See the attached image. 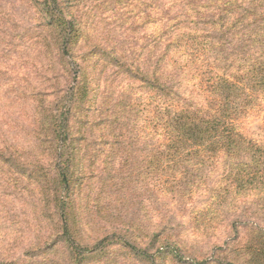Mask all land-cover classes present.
Returning <instances> with one entry per match:
<instances>
[{
  "label": "rangeland",
  "instance_id": "rangeland-1",
  "mask_svg": "<svg viewBox=\"0 0 264 264\" xmlns=\"http://www.w3.org/2000/svg\"><path fill=\"white\" fill-rule=\"evenodd\" d=\"M186 1L205 5L226 0ZM258 1L262 5L263 0ZM182 3L184 0L60 2L69 19L77 24L73 34L77 39L68 49L77 72L81 71L74 77L81 91L70 121L76 132L72 147L80 159L73 167L77 175L75 212L83 223L80 230L89 243L88 251L100 248L112 229L117 231L108 237L111 243L95 260L84 255L85 264H196L204 260L206 264H234L250 238L256 240L257 229H264V104L239 131L248 144L238 154H219L213 161L198 164V171L193 172L192 164L175 165L158 156L167 150L155 138L153 93L121 74L109 58V49L114 48L125 58L123 53L128 50L132 55L127 61L141 53L147 59L154 21L184 18L179 10ZM0 7L10 16L8 26L0 23V33L6 32L3 36L9 48L25 52L26 47H16L23 41L13 37L19 30L35 26L33 7L28 0H0ZM196 13L186 16H202ZM15 74L9 81L2 80L0 74V144H18L26 152L29 148L37 150L33 139L37 115L33 107L39 111L46 103L56 105V93L65 90L67 83L60 73L49 74L50 82L40 86L43 96L28 102L24 89H39L35 66L25 65L15 69ZM103 80L113 88L107 100ZM74 84L72 81L70 86ZM46 93L52 96L45 98ZM100 123L103 127L97 126ZM19 181L17 189L0 187V246L4 242L0 263L68 264L64 238L49 219L55 214L43 207L40 193L31 192L33 185L23 178ZM83 202H89V206L80 205ZM137 231L141 234L137 235L136 253L150 261L116 252V246H111ZM162 249L172 250L171 254L178 251L182 261Z\"/></svg>",
  "mask_w": 264,
  "mask_h": 264
},
{
  "label": "trees",
  "instance_id": "trees-1",
  "mask_svg": "<svg viewBox=\"0 0 264 264\" xmlns=\"http://www.w3.org/2000/svg\"><path fill=\"white\" fill-rule=\"evenodd\" d=\"M60 2L28 0L36 15L33 19L35 26L21 29L13 37L23 41L16 47H26L25 52L9 48L10 43L3 36L6 32L0 33L2 80L9 81L14 77L15 69L28 64L35 66L39 89H31L30 86L24 89L28 102L43 96L40 86L44 81L50 82L49 74L60 73L67 83L65 90L56 93L59 95L56 105L46 103L39 111L33 107L37 115L33 131L37 150L29 148L26 152L18 144H0V187L10 185L17 189L19 178L33 185L35 189L31 192L40 193L43 207L55 214L49 219L55 222L54 227H58L64 238L68 264H85L84 255L95 260L97 255H101L102 248L111 243L108 244V237L117 231L112 229V233L100 242V248L88 251L89 243L87 238H82L84 233L80 230L83 223L79 222L75 212L77 175L73 167L80 159L72 147L76 142L73 136L76 132L70 121L81 91L80 83L74 77L81 71L77 72V64L70 58L68 49L77 39L73 36L77 24L69 19ZM258 2L226 0L204 5L184 0L179 7L184 18L178 16L154 21L153 37L147 51L149 61L144 59L143 53L127 61L132 55L128 50L123 53L125 58L115 53L114 48L109 49L114 67L153 93L157 121L155 138L161 140V147L167 150L165 154H158L159 157L175 165L185 163L184 167L192 164L193 172H196L198 164L213 161L219 154L233 156L248 144L239 131L252 114L261 111L264 104V0L262 5ZM195 12L202 16H186ZM236 13L240 15H233ZM0 23L6 26L10 23V16L1 7ZM95 50L102 52V49ZM39 71L44 75L38 74ZM53 78L58 80L56 76ZM72 81H75L73 87L70 86ZM112 82L115 84V79ZM107 83L102 81L106 90L105 100L113 94L112 86ZM49 96L52 95H44L45 98ZM97 126L103 127V124ZM184 172L187 174V169ZM80 205L89 206V202ZM140 234L137 231L127 239L116 240L111 246H116V252L135 254L150 261L151 258L136 253L137 235ZM254 236L256 240L250 238L244 253L236 256L234 264H264V229H257ZM77 239L83 241L74 244ZM2 245L4 242L1 249ZM171 252L168 249L164 251L167 255L175 254L182 261L178 251ZM154 264L158 263L155 261ZM196 264H206V260Z\"/></svg>",
  "mask_w": 264,
  "mask_h": 264
}]
</instances>
